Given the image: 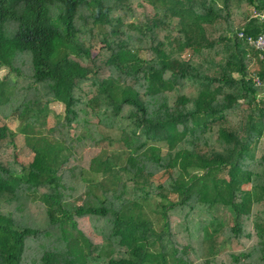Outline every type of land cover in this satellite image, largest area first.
<instances>
[{
	"label": "trees",
	"instance_id": "trees-1",
	"mask_svg": "<svg viewBox=\"0 0 264 264\" xmlns=\"http://www.w3.org/2000/svg\"><path fill=\"white\" fill-rule=\"evenodd\" d=\"M263 32L264 0H0V264H264Z\"/></svg>",
	"mask_w": 264,
	"mask_h": 264
},
{
	"label": "rangeland",
	"instance_id": "rangeland-1",
	"mask_svg": "<svg viewBox=\"0 0 264 264\" xmlns=\"http://www.w3.org/2000/svg\"><path fill=\"white\" fill-rule=\"evenodd\" d=\"M248 9H249V11H250V14L252 15L253 10H252L251 8H248ZM258 67H259L258 65H253L252 67H249V71H250V72H255V71L258 69ZM4 73H5V70H4V69H1V70H0V76H2ZM262 98H264V95H263ZM51 109H52L54 112L57 113V112L60 111V106L54 104V105H51ZM5 124H6V127H7L10 131L16 133V131H17V129H18V126H19V121L16 120V119H14V118H12V117H9V118L6 119ZM168 222H169V226H171V229L173 230V229H174V226H175L174 221L170 218ZM154 223H155V220H154ZM155 227H156V229H158L159 224H158V223L155 224Z\"/></svg>",
	"mask_w": 264,
	"mask_h": 264
},
{
	"label": "built area",
	"instance_id": "built-area-1",
	"mask_svg": "<svg viewBox=\"0 0 264 264\" xmlns=\"http://www.w3.org/2000/svg\"><path fill=\"white\" fill-rule=\"evenodd\" d=\"M241 37V35L239 34ZM247 43L259 52L260 59L264 65V32L259 34L255 39L247 38Z\"/></svg>",
	"mask_w": 264,
	"mask_h": 264
}]
</instances>
